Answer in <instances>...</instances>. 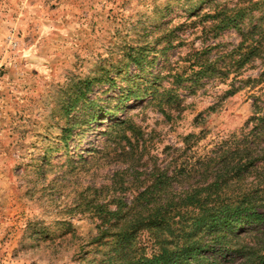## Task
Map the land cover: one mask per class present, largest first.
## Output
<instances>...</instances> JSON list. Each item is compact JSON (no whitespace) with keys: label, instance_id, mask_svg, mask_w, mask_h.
<instances>
[{"label":"rangeland","instance_id":"rangeland-1","mask_svg":"<svg viewBox=\"0 0 264 264\" xmlns=\"http://www.w3.org/2000/svg\"><path fill=\"white\" fill-rule=\"evenodd\" d=\"M251 1L263 3L0 0V264L102 257L97 244L88 247L101 215L132 204L162 172L174 193L189 189L202 180L193 169L252 128L253 104L264 97V6L242 31L211 29L217 12ZM254 25L262 27L247 40ZM142 46L156 58L146 73L132 64L129 76L113 72ZM195 53L217 75L174 83L172 75L198 69ZM86 80L94 82L88 101L69 112ZM128 89L141 98L126 99ZM256 183L255 174L230 181L222 195ZM140 241L151 250L148 233Z\"/></svg>","mask_w":264,"mask_h":264},{"label":"trees","instance_id":"trees-1","mask_svg":"<svg viewBox=\"0 0 264 264\" xmlns=\"http://www.w3.org/2000/svg\"><path fill=\"white\" fill-rule=\"evenodd\" d=\"M262 2L251 1L247 7L217 12L212 16L211 29L221 31L233 26L242 31L240 23L261 9L264 0ZM197 10L194 7L189 14L197 16ZM260 27L254 25L243 36L252 39ZM168 36L166 43L171 44ZM163 49L167 50L166 47ZM152 52L154 49L142 46L125 53L126 68H116L113 72H125L129 76V65L132 64L139 73H146L156 60L150 59ZM249 52L247 59L258 52V47ZM194 55L199 61L198 69H193L187 77L188 72L172 75L177 78L174 83L185 82L191 77L198 80L217 75L218 70L213 64L199 59L200 53ZM243 59L238 61L241 62L239 65L246 63ZM103 78L100 79L103 82L108 80ZM157 79H161L160 73ZM93 83L91 80L83 83L76 98L69 103V112L80 102L88 101ZM126 91L129 95L126 99L141 98L138 90ZM253 108L248 122L252 128L235 135L220 156L193 169L191 174L201 175L202 180L189 181V189L174 193V178L171 180L166 172L159 173L132 204L108 212L107 219L101 215L100 226L104 229L98 227L99 233L88 247L97 244L96 250L105 253L102 257L92 255L81 264H264V97L257 96ZM97 117L93 116L90 121ZM70 134L68 131L67 136ZM250 174L256 175V184L237 197H223L224 184L240 181ZM144 232L150 236V251L140 241Z\"/></svg>","mask_w":264,"mask_h":264}]
</instances>
